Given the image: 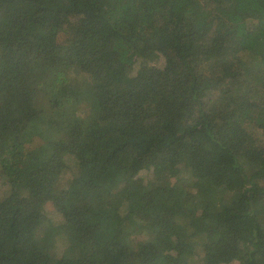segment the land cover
<instances>
[{
    "label": "trees",
    "instance_id": "1",
    "mask_svg": "<svg viewBox=\"0 0 264 264\" xmlns=\"http://www.w3.org/2000/svg\"><path fill=\"white\" fill-rule=\"evenodd\" d=\"M0 264H264V0H0Z\"/></svg>",
    "mask_w": 264,
    "mask_h": 264
},
{
    "label": "rangeland",
    "instance_id": "2",
    "mask_svg": "<svg viewBox=\"0 0 264 264\" xmlns=\"http://www.w3.org/2000/svg\"><path fill=\"white\" fill-rule=\"evenodd\" d=\"M140 175L141 177L139 178L141 179V181L147 182L148 180H150V176L148 174L141 173ZM43 209L47 215V218H49L52 222L57 223L61 221L60 215L57 213V211L54 208L50 206L49 203L45 204Z\"/></svg>",
    "mask_w": 264,
    "mask_h": 264
}]
</instances>
